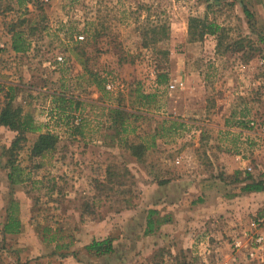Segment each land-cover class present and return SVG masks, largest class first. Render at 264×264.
Masks as SVG:
<instances>
[{
    "label": "rangeland",
    "instance_id": "374dc122",
    "mask_svg": "<svg viewBox=\"0 0 264 264\" xmlns=\"http://www.w3.org/2000/svg\"><path fill=\"white\" fill-rule=\"evenodd\" d=\"M261 4L0 0V111L10 101L34 129L12 149L0 125V264H264V243L248 255L264 188L241 189L264 181ZM191 16L220 30L191 39ZM14 24L26 52L10 48ZM46 132L54 148L33 156ZM105 236L112 255L85 249Z\"/></svg>",
    "mask_w": 264,
    "mask_h": 264
},
{
    "label": "trees",
    "instance_id": "16d2710c",
    "mask_svg": "<svg viewBox=\"0 0 264 264\" xmlns=\"http://www.w3.org/2000/svg\"><path fill=\"white\" fill-rule=\"evenodd\" d=\"M27 2H30V0H26ZM24 10H28L27 7H24ZM244 10H247L244 6ZM28 12V11H27ZM245 14L248 15V13ZM26 17H23V19H19L17 25H21L24 21H26ZM16 26L13 25L11 29V43L10 48L16 52V53H23L28 51L30 47V41H28V38L25 36V32L23 29L14 28ZM14 28V29H13ZM188 29H189V36L191 39H197L200 40L203 38V36L206 33H216L218 30H220V27L217 26L215 23L210 22L206 17H198V16H191L188 19ZM222 31V28H221ZM220 44V39L218 41V45ZM167 75L164 72L157 73V83H166L167 82ZM148 96L141 94V98H146ZM58 99H67L64 97L63 94L58 96ZM62 101V100H61ZM142 103L141 106H143ZM114 111L122 114L121 118L124 117L123 114L126 113L124 111H119V108L114 109ZM0 125L5 126L9 128L10 130L16 131L18 136L14 139V141L11 144V148L15 149L18 145V141L23 138L22 133L33 131V125L30 120L23 117L20 113V109L18 107H12L11 102H7L5 106L0 111ZM56 142V136L51 133H40L38 134L35 142L32 145L31 148V154L33 156H41L44 155L46 152L50 151L54 148ZM153 144V141L151 142V145ZM146 146V145H145ZM139 148V152H135L134 154H140V152L143 149V145H136L133 147L134 150H137ZM138 151V150H137ZM9 178L11 179V174L9 173ZM12 182H17L21 180H11ZM264 188V181L258 180L254 181L251 180L248 183H245L241 189L246 192H260ZM155 213V210H150L147 213L146 216V225H145V234H149L154 229V221L152 219V214ZM156 222V221H155ZM20 230V223L18 220L10 218L7 220V222L3 226V231L5 233H16ZM111 237H106L104 239L96 240L93 239L90 243H88L85 246V249L87 251L93 252L97 256H109L112 255L115 251L113 243H112Z\"/></svg>",
    "mask_w": 264,
    "mask_h": 264
},
{
    "label": "crops",
    "instance_id": "0c3cea01",
    "mask_svg": "<svg viewBox=\"0 0 264 264\" xmlns=\"http://www.w3.org/2000/svg\"><path fill=\"white\" fill-rule=\"evenodd\" d=\"M261 1H264V0H249V2L251 4H254V8L257 9L258 11L262 8V5H263V4H261ZM179 184H180L179 181H173V182L167 184V187H175V189H176L179 187ZM176 224L177 223L175 222V220H171V221L167 222V238L169 236L173 237L174 235H178L177 230H175ZM104 238H106V236L99 238V240L104 239Z\"/></svg>",
    "mask_w": 264,
    "mask_h": 264
},
{
    "label": "built area",
    "instance_id": "2783aa9c",
    "mask_svg": "<svg viewBox=\"0 0 264 264\" xmlns=\"http://www.w3.org/2000/svg\"><path fill=\"white\" fill-rule=\"evenodd\" d=\"M45 1H47V0H45ZM106 87L108 89L111 88L110 85H107ZM250 124L251 125H255V122L254 121H250ZM259 126L264 130V123H260ZM263 243H264V237L262 235H260V234H257L256 237L253 239V245L251 246V248H250V250L248 252V255L251 258H257V255H258L259 251L261 250ZM239 244H240L239 242L235 243L236 246H238Z\"/></svg>",
    "mask_w": 264,
    "mask_h": 264
}]
</instances>
